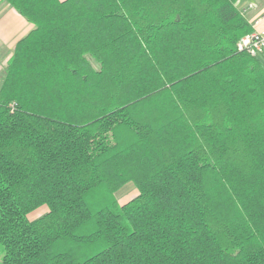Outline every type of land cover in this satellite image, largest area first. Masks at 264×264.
<instances>
[{"label": "trees", "instance_id": "obj_1", "mask_svg": "<svg viewBox=\"0 0 264 264\" xmlns=\"http://www.w3.org/2000/svg\"><path fill=\"white\" fill-rule=\"evenodd\" d=\"M5 1L33 28L0 87V264H264L238 0Z\"/></svg>", "mask_w": 264, "mask_h": 264}, {"label": "crops", "instance_id": "obj_2", "mask_svg": "<svg viewBox=\"0 0 264 264\" xmlns=\"http://www.w3.org/2000/svg\"><path fill=\"white\" fill-rule=\"evenodd\" d=\"M237 4L243 12L246 10L244 14L253 24L254 29L264 28V0H238ZM32 28L33 24L24 19L5 0H0V87L17 42Z\"/></svg>", "mask_w": 264, "mask_h": 264}, {"label": "built area", "instance_id": "obj_3", "mask_svg": "<svg viewBox=\"0 0 264 264\" xmlns=\"http://www.w3.org/2000/svg\"><path fill=\"white\" fill-rule=\"evenodd\" d=\"M238 47L240 50H245L253 56H264V28L254 29L253 32L243 36L238 43Z\"/></svg>", "mask_w": 264, "mask_h": 264}, {"label": "rangeland", "instance_id": "obj_4", "mask_svg": "<svg viewBox=\"0 0 264 264\" xmlns=\"http://www.w3.org/2000/svg\"><path fill=\"white\" fill-rule=\"evenodd\" d=\"M139 190L138 187L136 186V184L134 182H128L125 185H123L117 192V198L119 200V202L121 204L131 200L132 198H134L137 194H138ZM48 206L42 205L36 209H34L33 211H31L28 214V218L30 220L36 219L40 216H42L43 214H45L46 212H48Z\"/></svg>", "mask_w": 264, "mask_h": 264}]
</instances>
